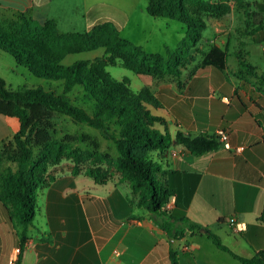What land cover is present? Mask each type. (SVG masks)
<instances>
[{
    "label": "crops",
    "instance_id": "obj_1",
    "mask_svg": "<svg viewBox=\"0 0 264 264\" xmlns=\"http://www.w3.org/2000/svg\"><path fill=\"white\" fill-rule=\"evenodd\" d=\"M47 2L0 0V13L29 12L37 18L38 7ZM255 7L259 13L264 10L263 3ZM216 24L211 43L226 46L224 35L233 24ZM244 42L237 43L234 54L244 52ZM212 44L199 46L208 51ZM235 57L236 71L229 61L226 70L206 66L184 85L161 80L154 85L151 76L138 74L144 86L165 96V108L152 111L166 119L172 137L178 131L193 136L228 132L219 149L201 155L182 144L153 154L167 171L174 208L204 231L179 236L185 225L169 218L159 221L140 208L120 173L114 171L110 181L97 184L85 171L74 174L73 163L63 160L49 170L54 179L38 189L36 215L23 249V226L0 202V264H11L16 248L22 249L20 264H172L171 253L178 264H243L219 249L206 229L241 256L253 257L264 249V225L259 221L264 208V91L253 83L264 81V72L245 73L239 54ZM19 128L18 118L0 114V143ZM186 244L190 249H184Z\"/></svg>",
    "mask_w": 264,
    "mask_h": 264
},
{
    "label": "trees",
    "instance_id": "obj_2",
    "mask_svg": "<svg viewBox=\"0 0 264 264\" xmlns=\"http://www.w3.org/2000/svg\"><path fill=\"white\" fill-rule=\"evenodd\" d=\"M232 2L242 4L245 0H149L147 12L151 16L167 17L186 26L185 38L178 47H167L166 56L148 52L121 35L127 18L122 10L119 25L107 20L88 31L69 32L61 31L54 18L40 23L29 12L11 16L0 13V50L12 55L31 74L61 81L62 86V92L41 86L14 89L0 76V114L16 117L20 122L14 136L0 143V202L8 207L9 217L23 226L22 249L35 219L38 189L54 179L50 168L65 159L73 161L74 174L83 171V165L88 163L85 172L97 184L110 181L114 171L120 173L140 208L159 221L169 218L184 224L179 236L187 231L200 233V224L185 213L178 214L176 208H166L175 192L166 178L167 171L153 154L182 144L193 154L201 155L219 149L223 141L217 133L193 136L178 131L172 137L166 119L152 111L165 108V96L149 86L134 90L128 78L117 79L107 67L120 62L137 74L157 79L172 77L178 85H184L206 66L226 70L227 45L212 44L208 51L199 45L208 25L206 19L230 14L234 11ZM256 13L259 11H253V15ZM101 47L106 50L101 57L79 60L70 66L63 64L69 54ZM198 54V61L193 63ZM76 88L87 96L91 109L72 101L71 93ZM58 114L98 129L106 140L113 141L115 152H102L100 143L86 134L56 138L54 121ZM80 140L90 142L92 149L73 146ZM259 221L264 225V208ZM161 226L166 227L162 223ZM205 231L219 249L243 264H264V249L253 257H244L230 250L219 235ZM20 258L21 253L16 264H20ZM171 261L178 264L175 253H171Z\"/></svg>",
    "mask_w": 264,
    "mask_h": 264
},
{
    "label": "rangeland",
    "instance_id": "obj_3",
    "mask_svg": "<svg viewBox=\"0 0 264 264\" xmlns=\"http://www.w3.org/2000/svg\"><path fill=\"white\" fill-rule=\"evenodd\" d=\"M149 0H48L47 3L38 7L37 21L43 23L47 19L57 20L62 31H88L94 25L103 21H113L115 24H121L119 10L126 14V21L121 26L120 33L123 37L131 39L134 43L140 44L146 51L167 55V47L176 48L186 36V26L177 20L167 17H154L147 12ZM220 2L222 0H212ZM263 3L264 0H245L244 3H234V11L230 14L217 18L206 19L208 25L203 30V37L200 44L208 48L217 34V20L223 24L232 25L229 33L224 35V42L230 47L228 61L232 71H236L235 54H239L240 69L245 73L256 75L264 72V10L262 13L253 15V11L259 10L255 3ZM249 3V4H248ZM244 40V52L234 51L239 49L240 40ZM245 53V54H243ZM106 54L105 48H98L92 51L72 53L66 56L63 64L70 66L73 63L83 59H94ZM193 63L198 61L200 55H196ZM107 70L117 79L128 78L131 81L132 88L138 90L143 83L138 79L139 75L118 62L116 65H109ZM0 76L3 77L14 89H23L24 87H44L45 89H54L62 92L61 81L49 80L37 77L30 73L27 67L18 65L12 55L1 53L0 56ZM178 83L172 77L165 79L150 78V83L154 85L158 82ZM258 83V88L264 91V81H254ZM143 85V84H142ZM144 86V85H143ZM72 101L88 109L92 105L80 88H76L71 93ZM55 137L63 138L66 134L78 135L86 134L95 138L100 143L102 152H115L113 141L106 140L101 132L85 123L75 120L73 117L58 114L54 121ZM73 146L89 151L92 149L90 142L78 141ZM73 163L71 159H65ZM74 165V163H73ZM89 164L83 165V171Z\"/></svg>",
    "mask_w": 264,
    "mask_h": 264
},
{
    "label": "built area",
    "instance_id": "obj_4",
    "mask_svg": "<svg viewBox=\"0 0 264 264\" xmlns=\"http://www.w3.org/2000/svg\"><path fill=\"white\" fill-rule=\"evenodd\" d=\"M219 136H220V139L224 142L227 137H228V132L225 130V129H219L217 132H216ZM174 197L171 199V201L167 204L166 208L168 210H172L174 208ZM237 227L239 229H242L241 225L238 224ZM190 245L189 244H186L184 246V249L185 250H188L190 249ZM20 252H21V248H16L13 252H12V255H11V258H10V261H11V264H16V262L18 261L19 259V256H20Z\"/></svg>",
    "mask_w": 264,
    "mask_h": 264
},
{
    "label": "water",
    "instance_id": "obj_5",
    "mask_svg": "<svg viewBox=\"0 0 264 264\" xmlns=\"http://www.w3.org/2000/svg\"><path fill=\"white\" fill-rule=\"evenodd\" d=\"M202 231H204V230L202 229Z\"/></svg>",
    "mask_w": 264,
    "mask_h": 264
}]
</instances>
